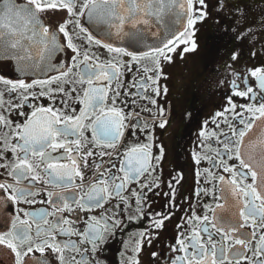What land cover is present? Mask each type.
I'll return each instance as SVG.
<instances>
[{
    "label": "snow or ice",
    "instance_id": "snow-or-ice-1",
    "mask_svg": "<svg viewBox=\"0 0 264 264\" xmlns=\"http://www.w3.org/2000/svg\"><path fill=\"white\" fill-rule=\"evenodd\" d=\"M196 4L201 9L206 8L204 0H196ZM49 12L66 14L64 21H58L51 31L42 16ZM82 18L92 34L81 27ZM206 18L204 11H194V0H83L79 7L77 0H0V75L11 71L18 80L17 83H10L8 79H0V84L5 86L9 95L19 94V108H32L28 122L21 128L13 129L15 134L10 140L17 143H7L5 148H0V152L12 153L14 165L4 163L5 157L0 154V169L10 168L11 178L19 183L29 178L37 183L43 180L50 187L71 192L75 187L76 178L84 179L80 168H88V161L92 156V151L85 155L80 154L83 151L81 141L85 121L95 116L94 123L88 130L92 132L96 145L104 148L114 147L120 140L124 120L122 112L115 108L116 100L119 99L117 82L122 75L121 61L117 59L110 64L99 63L98 57L92 58L88 52L82 53L80 46L74 41H82L86 37L89 48L95 46L106 49L117 57H130L133 63L144 59H151L157 65L160 60L171 63L170 57L176 48L183 47V55L198 50L195 26ZM157 32L160 35L154 38ZM238 58L233 52L231 59ZM127 67L130 69L132 64ZM155 71L159 73L160 69L157 67ZM72 74L79 77L81 84L87 85L82 98L73 101L82 105V110L75 118L72 115H63L59 108H41L38 104L34 106L27 102L39 101L41 97L48 100L54 95L51 86L66 82L65 78ZM250 76L256 81L259 92L264 93V70H254ZM27 79L32 82L25 83ZM150 83L158 85L159 81L153 77ZM244 83L247 84V79ZM100 84H106L107 87H94ZM141 88L147 92L148 82L140 81L136 90L140 91ZM34 89L40 91L24 95ZM109 89L113 90L110 111L105 107L109 103ZM232 89V95L244 100L251 97L255 103L256 94L251 87L244 93L238 90L236 84L232 85ZM152 92L155 98L161 95L158 87H153ZM57 94L65 95L63 91ZM163 94L167 95L166 89ZM3 95V91H0V108H4L5 104ZM155 98L151 101L153 106ZM53 103L55 104V101ZM228 103L231 107L225 112L235 113L236 105L231 100ZM147 111L150 112L151 109ZM70 112L75 113L76 109L72 108ZM248 112L253 115L246 117ZM20 114L22 113H17ZM159 115H163L162 111ZM220 115L223 116L224 113ZM240 117L233 116V119L242 125L239 131L233 130L232 135L220 134L226 136V141H220L214 134H207L208 138H215L218 143L225 144L216 153L218 159L208 162L212 164L213 170L219 168L222 173L230 176V179L219 175L214 180H209L214 188L219 185L223 193L220 196L203 189L196 193L197 196L211 194L215 200L222 202L206 206V212L212 214V218L207 214L202 219L196 218L194 222L202 226L199 231L187 234L184 231L178 232V243L172 245L170 252L183 254L176 255L167 264H264V234H260L264 230V126L253 132L256 125L250 123V120L264 119V97H261L258 108L244 107ZM136 125L139 126L140 122L137 121ZM219 126L217 124V127ZM7 127H10V121L0 115V137L7 136ZM158 127L163 128L165 125ZM199 135L202 139L206 137L204 131ZM245 137H248L247 141ZM83 147H88L86 141ZM61 149L65 155L57 156L56 153ZM100 155L102 157L103 153ZM123 156L125 159L119 167L122 175L102 178L88 190L87 196L81 194L79 198L59 197L58 200L66 201L61 205V210H67L69 204H77L84 211L101 208L109 198H119L127 185L138 184L145 173L151 174L159 167L158 164H151L147 150L140 147L123 153ZM69 160L71 164L62 163ZM231 160H235L237 164L229 167L226 161ZM196 163H201L200 159L197 158ZM37 172L40 175H37ZM208 175L213 176L214 173L210 171ZM248 181L250 183H246ZM107 185H115V190L110 196L107 195ZM168 187L174 188V185L170 184ZM155 188H160V184L157 183ZM153 191L148 184H140L138 192L133 190L132 195L139 203L145 201ZM5 192L11 193L6 199L12 204L27 202L29 197L40 195L0 185V193ZM155 194L161 195L159 192ZM164 196L165 209L155 215L148 214V227L153 231H162L168 220L172 219V215L167 212L172 210L173 197L171 193H165ZM36 202L44 203L42 200ZM123 203L127 205L128 201L124 200ZM139 212H145L143 203H140ZM49 215V212L43 210L24 213L26 219L14 215L10 225L11 231L0 233V247L13 254L12 264H52L50 259H38L33 256V253H38L40 257H44L46 249L51 250L59 264H64L63 250L79 251L74 243H56L57 237L53 233L58 232L60 237L69 239L80 233L67 226V221L44 227L48 225ZM145 218L141 215L138 220ZM192 223V220H187L178 224L177 228L184 229ZM33 224L40 226L34 234L37 241L35 243L30 231ZM123 227L126 225L120 220L114 218L109 223L107 217L102 220L93 219L88 223L81 240L92 245L90 254L95 264H103L96 258L104 252V233L115 235L116 230H122ZM245 228L251 229V232L245 233ZM42 236L43 240L40 239ZM202 237L206 239L202 240ZM254 237L258 239V246L252 243ZM140 239L147 242L152 237L142 233ZM139 247L142 248L143 243ZM134 255L138 256L139 251ZM87 259L85 255L75 264H86ZM153 259L155 261V255ZM132 264H137V261L133 260Z\"/></svg>",
    "mask_w": 264,
    "mask_h": 264
},
{
    "label": "flooded vegetation",
    "instance_id": "flooded-vegetation-1",
    "mask_svg": "<svg viewBox=\"0 0 264 264\" xmlns=\"http://www.w3.org/2000/svg\"><path fill=\"white\" fill-rule=\"evenodd\" d=\"M82 3L83 0H77L78 7ZM204 4L206 8L201 9L194 0V11H204L207 16L202 23L195 26L198 50L183 55V47L176 48L170 57L171 63L160 60L157 65L151 59L133 63L130 57H117L107 52L106 49L95 46L89 48L86 37L82 41H74L80 46L82 53L88 52L92 58L98 57L99 63L110 64L117 59L121 61L122 75L117 82L119 99L116 100L115 108L120 110L124 116L123 134L114 147L100 148L96 145L92 132L88 130L89 126L94 123L95 116L85 121L81 141L83 151L80 154L85 155L88 151H92V156L89 158L88 168H83V166L80 168L84 179L80 180L77 177L75 187L71 192L58 187H50L43 180L37 183L29 178L19 183L11 178L10 168L0 169L2 173L0 185L8 189L40 194L29 197L27 202L12 204L6 199V196L11 194L10 192L0 193V233L11 231L10 225L14 215H18L20 219H26L24 213L47 211L50 215L48 225L44 227L67 221V226L80 233L70 239L60 237L58 232L53 233L57 237L56 243H74L79 250L78 252H73L71 249L63 250L64 264H75L85 255L88 257L86 264H95L90 254L92 245L87 241L82 242L81 237L88 223H91L93 219L102 220L107 217L109 223L115 218L126 227L122 230L117 229L115 235L104 233V252L103 255L98 254L96 258L103 264H132L133 260L137 261V264H167L176 255L183 254L170 252L172 245L178 243V232L184 231L187 234L191 231H199L202 226L194 222L196 218L202 219L206 214L212 218V214L206 212V206L222 202L215 200L211 194L197 196L196 193L203 189L220 196L223 193L219 185L214 188L209 180H214L219 175H225V179H230V176L222 173L219 168L213 170L212 164L208 162L218 159L216 153L225 144L218 143L215 138H208L207 134H214V137H218L220 141H226V136L220 135L221 133L232 135L233 130L239 131L242 127L238 120L233 119V116L240 117V113L246 106L258 108L261 97H264V93L259 92L256 81L250 76L254 70H264V0H204ZM42 16L45 25L51 31L58 21H64L66 14L49 12ZM80 24L86 32L92 34L83 18ZM233 52L239 57L238 59H231ZM129 64H132L130 69L127 67ZM157 67L160 69L159 73L155 71ZM153 77L159 81L158 85L150 83ZM0 79H8L10 83L18 82L15 73L11 71L0 75ZM245 79H247V84L244 83ZM65 80L66 82L51 86L54 95L48 100L41 97L39 101L28 100L27 102L34 106L38 104L41 108L51 107L54 110L59 108L63 115H72L75 118L82 110V105L73 103V101L82 98L87 85L81 84L79 77L74 74L67 76ZM140 81L148 82L147 92L143 88L140 91L136 90ZM24 82L31 83L32 81L27 79ZM233 84H236L242 93L247 92V89L251 87L256 94L255 103L251 97L244 100L232 95ZM95 86L107 87L106 84ZM153 87H158L161 91L158 98L154 97ZM114 88H116L115 85ZM165 89L167 95L163 94ZM0 91H3L5 101L4 108H0V115L10 121V127L5 128L7 136L0 137V148H5L7 143L12 145L17 143L15 140H10V137L15 134L13 129L21 128L28 122L32 108H19L18 105L21 102L17 99L19 94L9 95L3 84H0ZM39 91V89L30 90L24 95ZM60 91H63L65 95H58ZM112 95L113 90L109 89V103L105 106L109 111ZM153 98L156 101L154 106L151 103ZM229 100L236 105L235 113L225 112L231 107ZM72 108L76 109L75 113L70 112ZM149 108L150 112L147 111ZM161 111L163 115H159ZM18 112L22 114L17 115ZM221 113L224 115L221 116ZM252 115L251 112L245 114L246 117ZM137 121L140 122L139 126L136 125ZM260 121L250 120V123L256 125L253 132L259 128ZM161 124L165 127H158ZM217 124L220 126L217 127ZM201 131L206 133L203 139L199 135ZM85 141L88 144L86 148L83 147ZM137 147L146 149L151 158V164L153 166L158 164L159 167L155 168L151 174L145 173L138 184L127 185L119 198H109L101 208L84 211L77 204H69L67 210H61V205L66 201L58 200L59 197L76 196L79 198L81 194L87 196L88 190L102 178L122 175L119 167L125 159L123 153L131 152ZM73 152L75 153V149ZM100 153H103L102 157ZM0 154L5 157L4 163L14 165L15 160L11 152L4 151ZM56 155L62 156L65 153L61 149ZM197 158L201 163H196ZM62 163L71 164V161H62ZM226 163L229 167L237 164L235 160L226 161ZM210 171L214 173L213 176L208 175ZM36 174L40 175L38 172ZM102 174H104L103 177ZM157 183L160 184L158 189L155 188ZM140 184H148L154 191L145 201L138 203L132 193L133 190L138 192ZM170 184L174 185V188L168 187ZM107 187L109 189L107 195L110 196L115 190V185H107ZM156 192L161 195L157 196ZM165 193H171L173 197L172 210L167 212L168 215H172V219L168 220L162 231H153L148 227L150 223L148 214L155 215L165 209ZM41 200L44 201L43 204L36 202ZM124 200L128 201L127 205L123 203ZM140 203L145 205L144 213L139 212ZM141 215L146 218L138 220ZM187 220H192L193 223L178 230L177 225ZM38 227L40 226L33 224L30 228L33 243L37 242L34 234ZM244 232L250 233L251 229L245 228ZM142 233L152 239L142 242L140 239ZM260 234H264V230ZM40 239L43 240L44 237ZM203 239L206 238L202 237ZM141 243H143L142 248L139 247ZM252 243L258 246V239L254 237ZM136 251H139L138 256L134 255ZM45 252L44 257H40L38 253H33V256L38 259H50L52 264H59L50 249H46ZM12 258L13 254L8 249L0 247V264H12Z\"/></svg>",
    "mask_w": 264,
    "mask_h": 264
},
{
    "label": "water",
    "instance_id": "water-1",
    "mask_svg": "<svg viewBox=\"0 0 264 264\" xmlns=\"http://www.w3.org/2000/svg\"><path fill=\"white\" fill-rule=\"evenodd\" d=\"M159 35H160V33L157 32L154 38H158ZM258 126L259 127L264 126V119L259 122V125ZM247 140H248V137H246V140L245 141H247Z\"/></svg>",
    "mask_w": 264,
    "mask_h": 264
}]
</instances>
